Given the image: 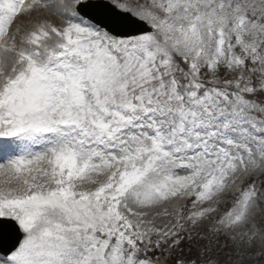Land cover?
Returning a JSON list of instances; mask_svg holds the SVG:
<instances>
[{"label": "snow or ice", "instance_id": "snow-or-ice-1", "mask_svg": "<svg viewBox=\"0 0 264 264\" xmlns=\"http://www.w3.org/2000/svg\"><path fill=\"white\" fill-rule=\"evenodd\" d=\"M0 264H264V0H0Z\"/></svg>", "mask_w": 264, "mask_h": 264}]
</instances>
